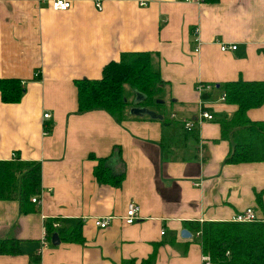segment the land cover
<instances>
[{
    "label": "crops",
    "instance_id": "crops-1",
    "mask_svg": "<svg viewBox=\"0 0 264 264\" xmlns=\"http://www.w3.org/2000/svg\"><path fill=\"white\" fill-rule=\"evenodd\" d=\"M50 2L0 0V78L24 81L18 102L0 99V160L15 154L40 162L42 191L29 212L17 199L0 200V240L20 247L0 253V264H30L36 255L40 264H149L152 255V264H202L198 235L180 236L184 221H230L246 208L263 218L264 161L225 162L231 142L221 138L216 118L236 106L221 101L219 90L202 104L195 86L239 77L264 82V0H73L67 11L52 10ZM218 42L237 48L222 52ZM137 51L153 54L166 82L170 125L130 108L121 121L102 109L79 113L75 80L99 78L106 63ZM136 98L132 92L128 99ZM202 106L214 118L190 133L198 143L187 140L164 155L162 135H176L180 118L196 120ZM248 116L263 120L264 104ZM114 147L123 168L116 158L108 166L124 169L120 187L100 182L89 156H109ZM130 201L139 205V219L125 224ZM106 215L114 216L108 227L93 224ZM46 220L59 222L58 244L47 236L43 244ZM74 226L83 242L62 240L59 232Z\"/></svg>",
    "mask_w": 264,
    "mask_h": 264
},
{
    "label": "trees",
    "instance_id": "trees-1",
    "mask_svg": "<svg viewBox=\"0 0 264 264\" xmlns=\"http://www.w3.org/2000/svg\"><path fill=\"white\" fill-rule=\"evenodd\" d=\"M214 3L218 0H201ZM150 52H125L118 61L106 63L99 78H81L75 80L77 89V111L79 113L93 109H102L121 121L129 117L128 109L133 106L128 99L132 92L141 93L144 99L138 104L148 108L157 115L161 126L165 129L170 125L162 100L166 82L153 66ZM23 84L16 78H0V99L4 103L18 102L23 94ZM129 87V91L126 90ZM216 91L225 93V102L236 106L231 116L219 115L216 118L220 127V135L231 142L226 155L227 163H249L264 161V119L252 120L248 112L264 104V82L246 80L239 77L236 80L222 82L215 85ZM213 90V91H214ZM200 94L202 101L212 99V92ZM203 109H206L204 106ZM195 130H193L194 132ZM172 132L176 135H162L164 155H173L177 146L187 140L198 143L197 134H190L181 128ZM185 132V133H184ZM181 133V135H180ZM192 141V143H193ZM184 145V144H183ZM191 148L188 149V151ZM96 161L93 167L94 176L104 183L120 187L124 179V169L113 173L108 161L116 158L123 162L120 149L114 147L112 153L105 157L89 155ZM41 165L37 161H26L19 157L0 160V200H19L22 212L33 210L34 203L31 197L38 195L41 190ZM55 221V220H54ZM53 221V222H54ZM46 220V236L51 238L57 228ZM184 227L196 234L201 246V252L208 254L213 264H264V217L252 222L233 221H184ZM60 238L68 242H83L79 226L59 232ZM18 241L0 240V253H18ZM30 264H40L39 256H31ZM154 255L150 256L152 264ZM126 261L124 264H132Z\"/></svg>",
    "mask_w": 264,
    "mask_h": 264
},
{
    "label": "built area",
    "instance_id": "built-area-1",
    "mask_svg": "<svg viewBox=\"0 0 264 264\" xmlns=\"http://www.w3.org/2000/svg\"><path fill=\"white\" fill-rule=\"evenodd\" d=\"M184 1L197 2V1H201V0H184ZM72 2H73V0H51L50 4H51L52 10L67 11L72 7ZM94 5L98 10H102V5L99 1H95ZM142 5H144V4H142ZM193 34H194L193 40L195 42L194 51L198 52L200 42L198 39V29L197 28L194 29ZM218 45H219V48L222 52L233 51L237 48L236 44H227L226 42H218ZM35 74H37V73H35ZM21 83L24 84V81H21ZM195 89L198 92V94H201L203 92L213 91L215 89V85L209 84V83L198 82L195 86ZM219 99L221 101H224L225 100V93H221ZM200 102H202V104H203L202 99H200ZM202 107L198 111L196 120L187 119V118H180L179 121L182 123L183 128L187 132H192L193 130L196 129V127L201 125L204 121L212 120L214 118V116L211 112H209L206 109H203ZM48 117H49L48 113L43 115V118H48ZM170 117L176 119L177 115L175 113H171ZM49 129L50 128L48 126L44 125L43 126L44 134H47L49 132ZM41 193H42V191L38 195L32 196L31 202H33L35 204H40L41 203ZM139 212H140V207L136 202H134V201L128 202L126 205L125 213L122 217L123 222L125 224H133L134 222H136L139 219ZM258 218L259 217L256 215L253 208H246L242 212L235 214L231 218L230 221H233V222H252V221L258 220ZM113 219H114L113 215H106V216H101V217H99V216L93 217L92 221L96 227L103 229V228L108 227L112 223ZM52 226L54 228H58L59 222L54 221L52 223ZM160 234H164V230H161ZM198 234H199V232L196 233V235H198ZM42 242H43V244L46 243V233H44V236L42 238ZM201 262H202V264H213L210 256L208 254H203V253L201 255Z\"/></svg>",
    "mask_w": 264,
    "mask_h": 264
},
{
    "label": "water",
    "instance_id": "water-1",
    "mask_svg": "<svg viewBox=\"0 0 264 264\" xmlns=\"http://www.w3.org/2000/svg\"><path fill=\"white\" fill-rule=\"evenodd\" d=\"M143 99H144V96L141 95L140 93H137V98L133 102V106L130 107L129 114L134 115V116H149L150 118L161 119L162 116L157 115L156 113L152 112L146 107L138 105ZM180 236L183 238H188V237H191V233L186 228H184L180 231ZM51 242L53 244L59 243L58 233H54L51 236Z\"/></svg>",
    "mask_w": 264,
    "mask_h": 264
},
{
    "label": "rangeland",
    "instance_id": "rangeland-1",
    "mask_svg": "<svg viewBox=\"0 0 264 264\" xmlns=\"http://www.w3.org/2000/svg\"><path fill=\"white\" fill-rule=\"evenodd\" d=\"M129 89V87L128 86H126V90H128Z\"/></svg>",
    "mask_w": 264,
    "mask_h": 264
}]
</instances>
